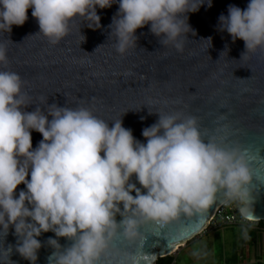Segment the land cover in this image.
<instances>
[{"label":"clouds","instance_id":"obj_1","mask_svg":"<svg viewBox=\"0 0 264 264\" xmlns=\"http://www.w3.org/2000/svg\"><path fill=\"white\" fill-rule=\"evenodd\" d=\"M113 4L118 8L109 38L123 55L137 46L136 30L145 25L163 46L183 52L187 34H195L188 13L211 7L212 0H0V31L10 34L13 25H23L31 8L36 33L55 45L77 18L100 28L97 9ZM217 28L233 42L244 41L241 58L264 48V0H248L244 9L229 4ZM201 40L211 46V37ZM7 64V46L0 43V237L4 240L10 227L16 237L15 245L0 246V264H16L13 248L36 264L42 247L37 237L49 231L56 238L46 240L54 249L48 264H98L117 237L135 242L119 264H154L139 232L144 222L162 225L182 213H203L220 193L239 202L242 214L254 202L248 151L205 139L197 117L152 111L145 104L158 119L142 129V142L123 126L127 111L106 121L83 105L33 103L22 77L5 70ZM32 104L36 107L28 111ZM33 130L42 135L36 147ZM21 183L25 189L17 195ZM59 237L71 243L61 246Z\"/></svg>","mask_w":264,"mask_h":264},{"label":"water","instance_id":"obj_2","mask_svg":"<svg viewBox=\"0 0 264 264\" xmlns=\"http://www.w3.org/2000/svg\"><path fill=\"white\" fill-rule=\"evenodd\" d=\"M229 4L244 9L248 0H212L211 7L205 4L188 13V23L195 34H187L183 52L163 46L160 38L149 31V25H145L136 30L137 46L123 55L115 51L114 41L109 38L108 25L118 4L97 9L100 28H88L77 18L69 33L55 45L36 33L39 26L29 8L23 25H13L10 34L0 31V43L7 46L5 70L20 74L25 82L24 91L41 107L45 106L42 101L69 107L83 105L106 121L119 119L127 111L121 117L123 126L132 129L133 136L142 142L145 141L142 129L158 119L157 113L149 114L145 104L152 111H178L197 117L205 139L214 138L222 145L248 151L254 202L246 213H240L261 221L264 220V48L246 52L241 58L244 41L238 38L233 42L226 31L218 30V16L227 14ZM208 37L210 47L208 41L201 40ZM225 48L227 51L222 53ZM35 104L27 110H33ZM31 137L36 147L42 135L33 130ZM21 189H25L23 183L17 186V195ZM226 199L220 193L203 213H182L162 225L152 221L141 224L139 232L146 238L144 248L154 254V264L199 234ZM116 219H121L119 214ZM13 231L10 227L4 240L0 237V246L15 245ZM50 236L56 238L51 231L37 237L42 247L36 264H48L47 258L54 251L46 243ZM57 239L61 246L71 243L64 237ZM134 249L135 242L117 237L101 254L98 264H119L124 254ZM10 258L16 264H30L15 248Z\"/></svg>","mask_w":264,"mask_h":264},{"label":"crops","instance_id":"obj_3","mask_svg":"<svg viewBox=\"0 0 264 264\" xmlns=\"http://www.w3.org/2000/svg\"><path fill=\"white\" fill-rule=\"evenodd\" d=\"M227 228H231L233 233L229 252L222 250L217 255L212 244L202 243V252L200 255H196L195 260L200 261L201 264H264V224L208 227L189 241L181 244L173 255L180 252L190 253L193 243L203 242L210 233L215 232L214 230H227ZM176 263L178 262L176 261Z\"/></svg>","mask_w":264,"mask_h":264},{"label":"rangeland","instance_id":"obj_4","mask_svg":"<svg viewBox=\"0 0 264 264\" xmlns=\"http://www.w3.org/2000/svg\"><path fill=\"white\" fill-rule=\"evenodd\" d=\"M214 233H210L208 237L201 243H193L192 250L190 253L180 252L177 255L172 256L179 264H201L200 261L195 260L196 255H200L202 252V243L203 244H212L213 249H215V253L217 251V255L224 251H228L231 246V237H233V233L231 228L226 229H218L214 230ZM224 247V249H223ZM230 254V253H229Z\"/></svg>","mask_w":264,"mask_h":264},{"label":"built area","instance_id":"obj_5","mask_svg":"<svg viewBox=\"0 0 264 264\" xmlns=\"http://www.w3.org/2000/svg\"><path fill=\"white\" fill-rule=\"evenodd\" d=\"M240 203L235 200L226 199L220 204L212 216L209 218L207 225L208 227L218 228L227 225H256L258 221L248 219L241 215L239 208ZM203 229V230H204Z\"/></svg>","mask_w":264,"mask_h":264},{"label":"trees","instance_id":"obj_6","mask_svg":"<svg viewBox=\"0 0 264 264\" xmlns=\"http://www.w3.org/2000/svg\"><path fill=\"white\" fill-rule=\"evenodd\" d=\"M258 224H264V220L258 221ZM156 264H178V263H176L172 255H168L165 257L158 258Z\"/></svg>","mask_w":264,"mask_h":264},{"label":"bare ground","instance_id":"obj_7","mask_svg":"<svg viewBox=\"0 0 264 264\" xmlns=\"http://www.w3.org/2000/svg\"><path fill=\"white\" fill-rule=\"evenodd\" d=\"M177 250V249H176Z\"/></svg>","mask_w":264,"mask_h":264}]
</instances>
